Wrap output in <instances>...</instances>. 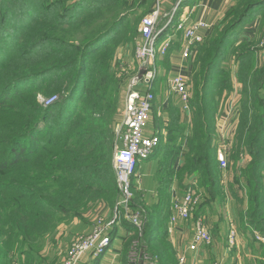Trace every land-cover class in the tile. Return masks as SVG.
I'll list each match as a JSON object with an SVG mask.
<instances>
[{
  "label": "trees",
  "instance_id": "obj_1",
  "mask_svg": "<svg viewBox=\"0 0 264 264\" xmlns=\"http://www.w3.org/2000/svg\"><path fill=\"white\" fill-rule=\"evenodd\" d=\"M60 3L0 0V264H32L39 254L32 244L54 231L59 216L69 215V219L85 222V215L99 203L112 208L118 194L112 159L119 105L110 75L103 68L106 55L100 51L105 45L97 46L130 13L121 0H69L65 7H59ZM241 3V7L228 12L231 15L236 12L230 23L221 29L214 28L212 36L196 46L200 49L208 45L193 70L197 90L191 104L193 119L189 134L185 133L186 120L177 115L182 107L180 99L168 106L169 111L173 109L169 112L173 114L169 124L154 132L159 143L144 161H157L154 207H147L139 199L135 177L140 163L131 177L133 204L142 207L145 224L139 236L136 228L120 217L121 226L129 232L123 246L126 264L130 252L143 246L144 254L150 255L156 264H177L166 235L171 214L169 190L174 179L182 186V192L196 181L194 190L201 198L195 218L210 210L219 217L214 233L222 229L226 200L216 157L215 101L227 82L232 88L230 76L224 78L222 60L226 48L237 39L252 13L264 8V0H241ZM96 9L99 11L94 13ZM74 10L91 14L80 22L74 17ZM30 20L47 23L49 29L33 34L27 43L17 31L26 30ZM91 25L98 32L78 41L81 28ZM50 28L56 35L47 34ZM167 29L162 38L168 34ZM45 44L51 47L39 53ZM251 55L245 49L236 56L237 81L244 85L243 107L231 147L234 159L245 153L250 161L234 169L228 191L233 196L231 208H235L237 217L244 218L239 232L247 234L252 229L264 236V64L252 74L251 65L246 63ZM57 74L62 76L57 81L58 91L66 94L52 123L48 120L56 104L43 108L36 97L37 88ZM31 82L34 83L29 86ZM21 85L26 86L15 91ZM184 140L185 156L181 170L176 173L169 165L172 157L180 153ZM131 208L135 211L133 205ZM117 220L109 232L110 244L118 234ZM245 264H264L263 256L246 260Z\"/></svg>",
  "mask_w": 264,
  "mask_h": 264
},
{
  "label": "rangeland",
  "instance_id": "obj_2",
  "mask_svg": "<svg viewBox=\"0 0 264 264\" xmlns=\"http://www.w3.org/2000/svg\"><path fill=\"white\" fill-rule=\"evenodd\" d=\"M59 1H61L59 7L61 6L65 7L69 5V0H59ZM107 1H111V0H107ZM121 1H124L126 3V10H128V13H130L128 19L108 39L104 40L102 44L97 46V48H101L103 45H105V49L100 51V52L105 53L106 55V59L104 63V66L106 68L105 67L103 68L106 69L108 74L110 75V85L113 87L116 93V99L119 105L118 111H119L120 119L118 118L119 121L114 127L115 135L113 137L114 139L113 154H114V148L116 145V130L121 124V115L124 109L126 90L128 88V85L131 79L138 73V63L135 58V48H136L137 42L140 40V23L143 17H145L147 13H149L154 7H156V4H157L156 0H121ZM192 1L193 0H159V7L161 9V14L163 15V18L160 20L158 29L160 30L164 28L168 20H171L172 23L174 21H177V19L181 16V13L183 12V10H185L186 8H189L188 12L194 13V11L197 10V5H196V8L192 12L190 10L192 9L191 7H193L194 5ZM241 6H242L241 0H235V4L233 5V8H236V7L238 8ZM97 11L99 10L96 9L94 13H96ZM73 14H75L74 17L75 19L77 18V21L82 22L91 13L81 14L80 12L74 10ZM235 15H236V12H234V14L232 15L231 13H229L220 22V24L217 25V27L221 29V27L226 26L228 23H230L234 19ZM257 19L259 20L257 25L251 26L250 24L252 22H255ZM30 22L31 20L28 23ZM36 23L37 22H34V23L32 22L30 24H27L28 26L26 30L24 29V30L17 31V34L21 36L23 41L27 40V43H29L28 39L30 36L36 33H40L42 31H46V29H49V26L47 23L46 24H41V23L36 24ZM88 27L89 26H84L83 28H81L80 32L77 34L78 41H82L83 38L89 39L98 32L96 29L94 30L93 25H91L89 28ZM90 28L91 29L93 28V31H90L91 30ZM176 28H177L176 24H171L168 27L164 28L165 31L167 29L168 34H166V36L162 38L163 37L162 34L164 33V30H163V32L161 33L162 37L161 36L159 37L158 43L156 45V47H158L161 44V42H163L164 40H166L165 42H168L166 43L167 45L165 46L166 48L165 53L159 55L156 58V61L154 63V65L156 66V74L159 72L160 62L161 61H162L161 63L164 62V65H165V67L162 68L163 70L162 77L159 79L160 81L158 80V83H159L158 86L160 85L159 88L158 86L157 88L155 87V89L151 88L152 93H153V99L155 101L153 102V107H152V111L150 114V117H151L150 125L152 128L155 127L156 129H160L161 126L163 127V121H164L163 119L170 120L169 119L170 114L171 116L173 115L172 113H169V112H172L173 109L169 111L168 110L169 107L165 109L161 107V104H159L160 102L156 100L158 96L159 95L161 96L163 94L164 98L168 99L169 101L168 106L169 105L171 106V104L173 106L175 103L177 104V101L175 99L176 96L170 90L169 80L173 77V74H171L170 67L167 63L168 57H171L172 55L174 57L178 56L179 52L181 54L183 34H182V31ZM245 28L249 30V32L246 35H244L245 37L242 38L241 36L243 32L242 34L240 33L237 39H233L230 43V46L226 48L225 50V58L222 60L223 61L222 69L224 70L225 79H228L229 76L232 79V75H235L237 79L236 71H237L238 64H237L236 56L238 55L240 50L247 49L250 52H252V55L248 58L246 62L247 65H251L250 72L252 74L255 72H258L263 67V64H264L263 63L264 62V49H263L264 48V8H262L261 10H256L254 11V13H252V15L248 18L247 23H245V25L243 26L242 30L243 29L245 30ZM47 34L56 35V32L53 29H51L49 30ZM39 39H38V42H41L42 40H39ZM204 46L205 48H207L208 45L205 44L200 49L196 48L195 51L192 52L189 60H187L188 65H190L192 68L191 72L188 75L186 74V76H184L187 82V85H188V94H189L190 100H189L187 110H184V111L179 110V112H177V115L180 116L182 120H187L189 117L190 122L193 119V116H192L193 111L191 108V104H192V101L195 100L194 98H195L196 90H197V82H196V79L194 78L195 74L193 70L195 68V62L198 56L202 54V52H204L203 51L205 49ZM50 47L51 46H48L47 44H45L39 48L38 52L39 53L45 52ZM66 56L67 54L65 55V57ZM159 58L164 59V61L158 60ZM57 75L59 76H54L55 77L54 79L49 78L48 82L44 83L43 86H40L39 88H37L39 93L36 97L37 102L43 108H47L51 105L56 104L53 107L51 117L48 120L49 122H52V123H54L57 119L59 110L62 106L61 100L66 94V91L64 92L62 90L58 91L59 84L57 81L61 79L62 76L60 74H57ZM238 81L240 85L238 88L240 90L237 91L238 96L236 95V98H237V103H238V108H239L238 110L239 116H241L240 114L241 108L243 107L242 90H243L244 85L240 80ZM33 83L34 82H31L28 85L32 86ZM25 86L26 85H21L20 86L21 88H17L15 91H18V89H22ZM230 88H231V83L229 86L227 82L224 85V88L221 94L216 97V101H215L216 107H217L216 108V118H217V114L220 113V109L223 110L225 108L227 102L230 100V97L234 93L232 88L231 89ZM159 92L161 93L158 94ZM46 93H48V96L45 95ZM50 100H52L53 102L47 105L46 103ZM224 156H225L226 168L222 169V173L229 180H232V176H233V172L235 168H239V166H246L247 163H249L250 161L249 157L245 153L239 154L237 160L234 159L232 156V149L230 150L229 155H226V152L224 150ZM112 167H113V159H112ZM223 191L225 195V200L227 198L231 200L230 201L231 204H229V206L232 205L233 196L232 197L230 196V193L228 191V186H226ZM197 195H199V200H200L201 195L200 194H197ZM117 199H118V194H117L116 200ZM137 206H140V205H137ZM197 206L192 210V212L194 213L196 212ZM227 209L226 208L223 209V216L225 217V221L221 225L222 229L219 232L220 234H216V235L211 234L212 242H214V244L216 243V246L218 247V251H220L219 250L220 248H221V251H224L226 249V251L232 257L231 260L235 258L239 264H245L246 260L247 261L251 260L252 258H255L257 256L260 257V254H261V257L263 256V259H264V253H263L264 236L251 229L249 232H247V234H243L245 236L242 237L241 233L239 232V226H240L241 221H243L244 219L242 218L243 216L237 217V211L235 210V208H231L230 206L229 216L231 217V219H228ZM216 210L218 211L217 208ZM92 212H88L85 215V217L88 216L89 214L92 215ZM245 212H246V209L242 211V215H244ZM110 213L111 214L108 217L109 221H111L112 219H119L118 218L119 215H118V212H116L115 205L112 208H110ZM59 217L61 218L58 219L54 231L50 232L47 235V237H45L46 239L44 238L38 241V243L32 244L34 247L39 249L38 259L34 261L32 264H64V262L67 259L69 248L72 245V243L79 238L89 235L99 221L105 222L104 220H106V218L104 219V216L102 215L97 216L94 222L91 224V231L88 234H86L85 230L88 228V224L86 225L82 224V221L80 222V220L78 219H69V215L65 217H62V216H59ZM88 217L86 218L88 219ZM204 217L205 218H203L202 223L206 226V229L209 226H212V228H215L216 223H218L216 222L217 221L216 219H218L219 221V217L211 213L210 210L206 212ZM74 220H77L79 222L77 224L78 226H76L74 230L75 232L72 231V227H71ZM114 224H115V221H114ZM231 224L233 225L235 233L237 234L236 241H235L233 248H230L227 246L228 236H229L228 233L231 229ZM77 228L80 230L79 232ZM225 228L227 229L226 238L224 234ZM109 232H108V235H109ZM238 242H239V248L237 249L236 246ZM225 243H226V247H225ZM261 243L263 247H261L260 245ZM104 253L105 252L103 253L93 252V251L89 252L81 259L79 264H93L95 259L102 256ZM220 257L222 258L221 254L217 257L218 260L221 259ZM217 258L212 257V263Z\"/></svg>",
  "mask_w": 264,
  "mask_h": 264
},
{
  "label": "built area",
  "instance_id": "obj_3",
  "mask_svg": "<svg viewBox=\"0 0 264 264\" xmlns=\"http://www.w3.org/2000/svg\"><path fill=\"white\" fill-rule=\"evenodd\" d=\"M154 7L140 23V40L136 44L135 58L138 63V73L131 79L126 90L124 109L122 113L121 124L116 130V145L113 154V168L115 172L116 184L118 188V199L115 208L118 212V218L123 217L133 225L139 236H142L145 218L142 211H133V191L131 177L135 173L136 166L145 161L153 152L159 143V137L155 134L146 136L145 132L150 122V114L153 107V93L151 91L152 81L156 76V58L166 51L164 42L156 47L158 39L164 28L172 24L168 20L164 28L158 29L160 20L163 18L159 7V0H156ZM166 16V15H165ZM189 15L180 18L175 24L176 29L182 31L181 58L184 61L189 60L196 46L204 40L201 31L211 28L202 17L189 22ZM142 71V74L140 72ZM170 90L180 99L183 110L188 109L189 94L188 85L182 74L175 75L169 80ZM53 102L48 101L46 104ZM218 164L221 169L226 168L224 150L218 152ZM199 203V195L190 187L181 198L174 199L171 204V214L169 216V225L172 226L178 222L188 221L192 210ZM116 219L108 222L99 221L92 232L82 238L77 239L69 248L68 256L64 264H79L81 259L89 252H105L110 246V237L108 232ZM228 236V247L233 248L237 234L231 224ZM194 247L200 244L210 245L212 236L199 220L193 231ZM145 247L134 249L130 252L127 264H143ZM184 258L180 259L183 264ZM219 264V263H216Z\"/></svg>",
  "mask_w": 264,
  "mask_h": 264
},
{
  "label": "crops",
  "instance_id": "obj_4",
  "mask_svg": "<svg viewBox=\"0 0 264 264\" xmlns=\"http://www.w3.org/2000/svg\"><path fill=\"white\" fill-rule=\"evenodd\" d=\"M200 1V2H199ZM193 7L190 9L192 12L196 8L197 5V10L194 11V13L188 12L189 8H186L183 10L181 13V16L177 19V21L180 18L190 16L189 17V22H194V20L202 17L208 24H210L211 28L209 30H204L201 31V34L204 37V40H207L212 36V33L214 32V28L217 27L218 24L228 15V12L232 10L233 5L235 4V0H193ZM259 20L257 19L255 22H252L250 25L251 26H256ZM243 32V34H242ZM241 32L242 38H244L249 30L245 28ZM166 40L161 42L163 44ZM161 44L159 46H161ZM175 54V53H173ZM158 60H163L164 59H158ZM162 62V61H161ZM159 64V72L156 74V78L154 83H152L151 86L154 88L158 86V80L162 77V68L165 67L164 62ZM167 63L170 67V72L173 74V76L182 74L183 76L188 75L191 72V66L188 65L187 61L182 60L181 54L179 52L178 56H171L167 58ZM163 65V66H162ZM160 81V80H159ZM153 82V81H152ZM160 86V85H159ZM158 86V88H159ZM239 81H237L235 75H232V90L233 94L230 97V100L227 102L225 108L222 110L220 109V113L217 114L216 118V124H215V144H216V149H217V156L219 150L223 149L226 152V155L230 154V148L233 144V140L236 134V128L239 123V108H238V103H237V98L236 95L238 96L237 91L240 89L238 88ZM159 91V89H158ZM159 92L158 94H160ZM177 101V98H175ZM158 100L161 104L162 108H167L168 107V99L164 98V95L162 94L161 96H158ZM179 100V99H178ZM183 110V107H181V111ZM184 111V110H183ZM160 113V111H159ZM163 125L167 126L169 124V120L163 119ZM151 122V119H150ZM150 122L148 123V128L146 129L145 135L150 136L153 135L157 129L154 127L152 128L150 125ZM187 123V128H186V135H188V130L190 127V119L186 120ZM165 131L163 130L162 133ZM156 133V132H155ZM185 148H186V141H182L180 144V153L178 155H174L170 161V167L174 170V172H179L181 170V165L183 163V159L185 156ZM216 156V157H217ZM218 161V157H217ZM246 165V164H245ZM157 161L156 160H150L148 162H140L139 170L136 174L135 177V184L137 185V190H138V195L139 199L143 202L144 205L147 207H154V202L156 200V178H155V173L157 171ZM222 170V169H221ZM229 179L225 177V175L222 173V183L224 185V188L228 186L229 184ZM190 182V180H189ZM190 187L195 189L196 187V181H193L191 183ZM189 187V188H190ZM182 186L178 184V182L174 179L172 182V185L169 190L170 194V207L174 199L181 198V196L184 194L182 192ZM226 205L225 208L227 209V217L228 219H231L230 215V206L229 204L231 200L228 198L226 199ZM135 211H142L141 206L133 205ZM110 207L105 204V203H99L93 210L92 215H88V219L86 218L85 222H82V224H88V228L85 230L86 234H88L91 231V224L94 222L95 218L99 215L104 216V219L106 218V221L108 220V217L110 216ZM194 212L191 213L190 219L188 221H180L172 226L169 225V221L167 223V241L171 244L173 251L175 252L177 264H180V259L184 258L183 264H239L238 261L233 258L231 260V255L226 251H221V248L218 251V247L216 246V243L211 242L210 245H204L200 244L199 246L195 247L193 246V231L195 228L196 223L199 220H203L205 218L203 216H199V218H195ZM218 222V219H216ZM121 219L118 220L116 223V226L118 227V234L116 235L115 239L112 241L108 249L105 251V253L99 257V260L97 264H126L125 261V256H124V251H123V246L124 242L126 241L125 239L129 237V232L125 230L121 226ZM81 222V221H80ZM79 222L77 220H74L71 227L72 231L75 232L76 226H78ZM205 226V225H204ZM206 228V226H205ZM78 229V228H77ZM209 234L216 235L214 232V228L212 226H209L207 228ZM80 230L78 229V232ZM77 232V231H76ZM84 232V231H83ZM219 234V233H218ZM242 237L245 235L241 234ZM226 247V244H225ZM236 248H239V242L237 243ZM244 249V248H243ZM222 255V258L218 260V256ZM212 257L217 258L215 261L212 263ZM143 264H156L155 260L151 258L150 255L146 256L143 260Z\"/></svg>",
  "mask_w": 264,
  "mask_h": 264
},
{
  "label": "water",
  "instance_id": "obj_5",
  "mask_svg": "<svg viewBox=\"0 0 264 264\" xmlns=\"http://www.w3.org/2000/svg\"><path fill=\"white\" fill-rule=\"evenodd\" d=\"M142 74V71L140 72V74L139 75H141ZM264 244V243H263Z\"/></svg>",
  "mask_w": 264,
  "mask_h": 264
}]
</instances>
